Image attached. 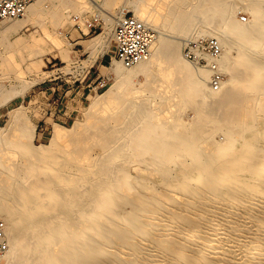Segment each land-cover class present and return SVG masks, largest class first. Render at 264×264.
<instances>
[{"label": "bare ground", "instance_id": "6f19581e", "mask_svg": "<svg viewBox=\"0 0 264 264\" xmlns=\"http://www.w3.org/2000/svg\"><path fill=\"white\" fill-rule=\"evenodd\" d=\"M46 2L33 0L21 17L1 20L5 46L52 13ZM126 4L103 19L116 23L129 7L174 36L160 32L149 56L131 67L112 56L113 88L88 102L86 121L65 129L74 133L66 143H27L34 126L22 127L18 139L0 134L8 237L0 264H264V0ZM241 7L249 10L246 22L235 16ZM208 35L222 48L218 90L209 86V69L180 52L184 37ZM112 39L107 30L88 41L92 61ZM159 67L171 74L166 81ZM177 104L195 111L190 125L172 115ZM218 131L224 141L200 147L201 136Z\"/></svg>", "mask_w": 264, "mask_h": 264}, {"label": "rangeland", "instance_id": "374dc122", "mask_svg": "<svg viewBox=\"0 0 264 264\" xmlns=\"http://www.w3.org/2000/svg\"><path fill=\"white\" fill-rule=\"evenodd\" d=\"M71 1L47 0L52 13L37 18L19 34L11 36L9 40L13 44L10 46H5L4 40H0V134L5 139L16 138L18 133L21 134L22 127L34 126L32 137L24 139L27 143L30 141L34 145H48L51 139V142L55 140V143H58H54L53 148L55 145L64 144L70 134H74L72 131L64 133L65 129H70L77 122L86 121L88 102L99 94L107 97L113 88L114 75L108 70V66L114 55V39L111 40V49L99 57L97 55L93 61V51L88 47V43L99 32L109 30L112 34L115 23L104 20L105 11V14H108L128 4L126 0H97L103 8L101 10L96 7V11L89 0ZM126 12L133 14L129 7ZM235 16L246 22L250 13L247 8L241 7L236 8ZM85 24L88 29L83 31ZM156 27L152 28L155 38L160 32L174 36L173 32L168 33L161 25ZM20 37L27 39V42L19 44L14 40ZM209 37L215 36H191L181 39L180 52L183 57L185 58L183 50L186 43ZM187 61L195 67L202 66L192 60ZM162 71L164 69L159 67L155 73L166 81L171 74ZM221 73L224 80L225 73ZM137 79L143 81L140 76ZM146 91L143 86L139 93ZM155 99L160 101L157 97ZM167 103L169 102H163L162 105ZM181 106H171L172 115L179 119L182 117L179 121L184 122L183 126H188L195 118V111L188 105ZM163 111L165 115L171 114L166 109ZM224 139V133L218 131L201 136L199 144L204 148L210 142H221ZM150 175L149 179L156 180L153 174ZM191 183L194 184L195 180Z\"/></svg>", "mask_w": 264, "mask_h": 264}, {"label": "built area", "instance_id": "2783aa9c", "mask_svg": "<svg viewBox=\"0 0 264 264\" xmlns=\"http://www.w3.org/2000/svg\"><path fill=\"white\" fill-rule=\"evenodd\" d=\"M31 1L33 0H0V20L21 17ZM113 37L114 59L125 67H131L149 56V48L155 35L152 28L126 12L115 23ZM221 50L216 37L190 41L183 50L185 58L209 69V84L213 90H218L223 80L217 62ZM7 249V223L0 218V262Z\"/></svg>", "mask_w": 264, "mask_h": 264}]
</instances>
